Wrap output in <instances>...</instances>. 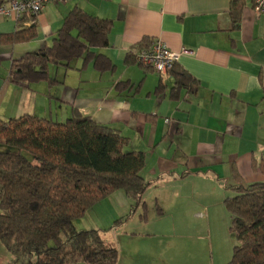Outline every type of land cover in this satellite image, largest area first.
Here are the masks:
<instances>
[{"label": "crops", "instance_id": "crops-1", "mask_svg": "<svg viewBox=\"0 0 264 264\" xmlns=\"http://www.w3.org/2000/svg\"><path fill=\"white\" fill-rule=\"evenodd\" d=\"M233 1L49 3L35 17L36 38L8 44L0 37V118L47 117L46 94H50L61 99L55 102L58 109L64 107L61 103L68 105L67 117L79 108L96 121L119 128L130 138V149L146 152L144 174L152 185L159 183L158 178L185 184L199 176L231 177L234 183V168L245 183L264 181V173L253 165L264 160V13L257 14L253 0H243L236 22ZM75 7L112 21L110 44L98 51L111 59L113 67L100 72L93 61L80 58L73 68L60 65L62 76L60 66L54 72L50 69L62 81L55 87L12 82L14 60L52 46ZM26 17L21 27L20 21L0 19V36L29 29L33 17ZM144 38L163 41L198 82L172 98L171 73L162 78L153 68L127 59ZM71 70L78 73L68 75Z\"/></svg>", "mask_w": 264, "mask_h": 264}, {"label": "trees", "instance_id": "trees-1", "mask_svg": "<svg viewBox=\"0 0 264 264\" xmlns=\"http://www.w3.org/2000/svg\"><path fill=\"white\" fill-rule=\"evenodd\" d=\"M242 3L233 1L236 22ZM32 19L29 29L2 34V41L16 44L36 38ZM111 28L110 19L75 7L53 45L14 60L9 79L25 87L47 81L52 88L62 81L51 75V66L73 68L80 58L106 72L114 64L98 49L110 44ZM153 42L144 38L128 52V61ZM171 74L172 98L198 82L178 63ZM129 145L130 138L119 128L76 107L65 120L34 114L0 118V240L15 264H119V249L104 239L101 229H78L76 221L120 190L137 205L143 201L152 185L144 174L146 152ZM253 165L264 173V160ZM233 179V195L226 203L238 242L228 264H264V181L245 183L236 168Z\"/></svg>", "mask_w": 264, "mask_h": 264}, {"label": "rangeland", "instance_id": "rangeland-1", "mask_svg": "<svg viewBox=\"0 0 264 264\" xmlns=\"http://www.w3.org/2000/svg\"><path fill=\"white\" fill-rule=\"evenodd\" d=\"M74 73L77 70L68 75ZM63 74L60 66L59 76ZM36 85L46 89L49 84ZM46 100L47 117H67V104L61 103L60 109L55 106L61 99L46 94ZM199 177L185 184L158 178L139 205L124 190L117 191L89 209L76 226L101 229L104 239L119 249V264H228L238 242L226 203V197L233 195L229 190L233 180ZM0 264H15L1 240Z\"/></svg>", "mask_w": 264, "mask_h": 264}, {"label": "built area", "instance_id": "built-area-1", "mask_svg": "<svg viewBox=\"0 0 264 264\" xmlns=\"http://www.w3.org/2000/svg\"><path fill=\"white\" fill-rule=\"evenodd\" d=\"M63 0H10L0 4V19H13L17 22L26 16L40 15L49 3ZM258 15L264 13V0H253ZM136 60L156 70L162 78L167 77L178 63L180 56L163 41L156 40L150 48L135 51Z\"/></svg>", "mask_w": 264, "mask_h": 264}]
</instances>
